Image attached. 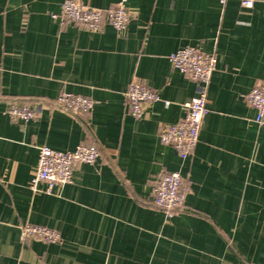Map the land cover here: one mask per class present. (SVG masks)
I'll list each match as a JSON object with an SVG mask.
<instances>
[{
	"label": "crops",
	"instance_id": "obj_1",
	"mask_svg": "<svg viewBox=\"0 0 264 264\" xmlns=\"http://www.w3.org/2000/svg\"><path fill=\"white\" fill-rule=\"evenodd\" d=\"M63 0H0V264H264V125L244 96L264 82V0H127L122 32L62 25ZM106 9L119 0H76ZM195 47L215 57L198 142L180 158L159 142L195 96L168 56ZM136 80L158 95L140 119L125 93ZM61 92L94 103L73 116L41 107L30 121L11 103ZM168 104H165V103ZM94 145L100 158L75 167L48 195L32 192L38 148ZM177 172L185 207L171 219L153 207L151 184ZM26 224L60 241L21 239Z\"/></svg>",
	"mask_w": 264,
	"mask_h": 264
},
{
	"label": "built area",
	"instance_id": "obj_2",
	"mask_svg": "<svg viewBox=\"0 0 264 264\" xmlns=\"http://www.w3.org/2000/svg\"><path fill=\"white\" fill-rule=\"evenodd\" d=\"M253 3V0H240L241 6L247 9L252 8ZM52 18L62 25L74 24L92 32L99 31L104 25L122 32L126 29L131 14L127 9V0H119L106 9L91 8L76 0H63L59 14L52 15ZM168 59L174 70L195 83L196 94L186 104L184 115L176 123L161 127L157 135L162 145L172 147L180 158H185L194 150L202 120L208 112L207 90L216 60L213 55L191 46L177 49ZM125 98L128 113L135 119L142 117L146 103L159 99L154 91L136 80L129 84ZM244 98L256 112L254 122L264 125V82L252 87ZM93 105V101L87 97L61 92L50 101L42 99L28 103H11L5 112L14 121L27 122L39 114L41 107L78 116L88 113ZM99 158V149L94 145H78L72 151H57L41 146L38 148L37 168L29 179L28 188L32 192L41 191L51 195L56 189L71 182L75 167L93 165ZM151 192L153 207L160 210L166 219L175 217L185 207L186 188L177 172L160 173L151 184ZM21 239L46 244L61 240L55 230L33 224L21 227Z\"/></svg>",
	"mask_w": 264,
	"mask_h": 264
}]
</instances>
